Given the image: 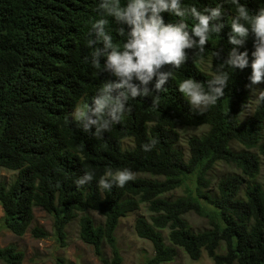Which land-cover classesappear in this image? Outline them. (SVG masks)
<instances>
[{
    "label": "trees",
    "instance_id": "trees-1",
    "mask_svg": "<svg viewBox=\"0 0 264 264\" xmlns=\"http://www.w3.org/2000/svg\"><path fill=\"white\" fill-rule=\"evenodd\" d=\"M98 3L0 0V168L17 172L8 184L0 180V228L18 237L29 232L46 238L43 227L32 226L33 210L40 208L51 217L59 246L67 245L66 229L76 221L79 240L100 264H121L116 229L121 218L144 204L148 214L136 216L134 231L151 243L153 253L145 264L170 263L179 250L191 260L206 255L214 264H264V177L257 179L260 156L264 159V106L242 119L251 69H225L230 74L225 94L204 114L189 111L177 90L182 79L203 83L220 67L231 48L227 34L236 5L183 0V6L201 11L223 4L221 33L210 35L203 53L188 50L189 59L172 69V78L155 96L158 106L150 96L130 100L121 123L95 138L71 124L68 115L83 96L90 100L104 80L112 79L84 61L92 51L85 46L88 29L100 18ZM241 3L251 12L264 8V0ZM161 15L165 23L179 19ZM106 18L114 43L122 44L118 26ZM185 19L190 28L194 21ZM245 49L251 60V37L239 48ZM202 60L210 61V73L202 69ZM177 126L207 128L189 137L187 156L176 147ZM153 138L157 144L144 152L142 144ZM220 163L234 171L211 188L209 176ZM108 168L130 169L135 179L101 192L95 180ZM86 171L95 172L94 181L77 187L75 180ZM179 188L185 194L174 195ZM90 212L102 220L96 222ZM190 213L205 218L207 227L193 229L186 218ZM23 259L17 245L0 246L2 264Z\"/></svg>",
    "mask_w": 264,
    "mask_h": 264
},
{
    "label": "clouds",
    "instance_id": "clouds-1",
    "mask_svg": "<svg viewBox=\"0 0 264 264\" xmlns=\"http://www.w3.org/2000/svg\"><path fill=\"white\" fill-rule=\"evenodd\" d=\"M230 2L236 7L227 34L231 48L226 58L207 81L202 83L188 77L177 86L189 111L197 115L207 112L224 96L230 79L225 69L233 72L250 68L246 87L253 104L246 102L244 108L247 114H252L253 106L257 109L264 106V88L257 87L264 84V8L251 12L241 0ZM98 12L100 18L91 23L86 38L85 46L92 51L84 61L97 74L105 72L112 79L104 80L90 100L76 103L68 115L71 124L95 138H102L103 133L121 123L130 111V100L150 96L153 106H158L155 96L172 78V69L185 64L189 59L188 50L203 53L210 35L220 34L225 26L223 4L201 11L195 6H183V0H125L123 4L121 0H99ZM164 12L179 18L178 22L165 23L161 15ZM106 17L118 26L116 34L122 38V44L114 43L112 33L107 31ZM185 18L194 21L190 28ZM249 37L251 60L247 49L239 50ZM214 55L218 57L219 53ZM165 66L167 70H163ZM156 144L153 138L141 147L149 152ZM94 178V171H86L74 183L81 187L92 183ZM134 179L130 169L108 168L95 182L98 190L104 192L113 187L123 188Z\"/></svg>",
    "mask_w": 264,
    "mask_h": 264
},
{
    "label": "rangeland",
    "instance_id": "rangeland-1",
    "mask_svg": "<svg viewBox=\"0 0 264 264\" xmlns=\"http://www.w3.org/2000/svg\"><path fill=\"white\" fill-rule=\"evenodd\" d=\"M202 69L206 73H210V61L202 60L200 61ZM257 87L264 88V84L257 85ZM86 96H83L80 101H85ZM249 105L253 102L250 98L247 101ZM254 106L252 107V113ZM251 116L247 114L244 109L242 119H246ZM177 131L179 132V140L176 143V147L181 149L186 156L188 155V144L187 141L190 136H200L207 129L204 126L201 127H185L177 126ZM129 140L127 147H131ZM236 148H239V144H235ZM261 158V168L258 175V180H262L264 177V159ZM234 171L229 166L225 164H218L214 171L209 176L212 179L211 188H214L219 178L224 175ZM16 171L6 170L0 168V180L6 182L7 184L11 182L13 177L16 175ZM185 191L183 188H179L174 192V195H183ZM34 220L33 225H39L44 228L48 236L43 239L33 238L29 232H26L23 236L18 237L11 233L5 228H0V246H5L7 244H15L17 247L24 251V259L22 264H100L99 260L94 255L92 248L83 242H81L77 235V223L73 221L70 223L66 229L67 239L66 246H59L53 234L52 219L51 217L41 210L40 208H34ZM147 216V209L145 205H141L140 209L134 213H130L127 216L121 218L118 227L116 229L115 235L117 239V244L120 250V254L123 258L121 264H145L147 258H149L153 249L151 243L145 239L139 238L134 231V221L138 215ZM90 215L94 217L96 222L102 220L95 212H90ZM2 217V209L0 207V218ZM188 222L195 230H200L207 227V220L203 217L198 216L195 213H190L186 216ZM166 234V233H165ZM105 253L109 255V250L105 247ZM0 264H2L0 262ZM167 264H214L213 261L206 255L198 260H191L182 250H179L177 258Z\"/></svg>",
    "mask_w": 264,
    "mask_h": 264
}]
</instances>
